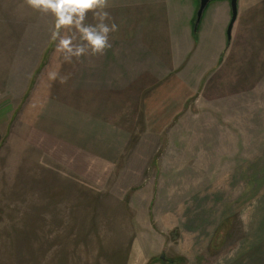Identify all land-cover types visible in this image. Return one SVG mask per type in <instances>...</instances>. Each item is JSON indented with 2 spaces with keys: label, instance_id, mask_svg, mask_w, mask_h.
<instances>
[{
  "label": "crops",
  "instance_id": "crops-1",
  "mask_svg": "<svg viewBox=\"0 0 264 264\" xmlns=\"http://www.w3.org/2000/svg\"><path fill=\"white\" fill-rule=\"evenodd\" d=\"M5 1L11 13L6 40L12 71H3L8 90L0 95V141L11 132L19 106L25 105L23 122L28 149L43 154L48 143L54 142L69 148L72 163L85 169L99 163L109 166L108 170L147 173L158 163L161 167L173 165L175 159L184 163L176 158L180 152L170 157L168 151L172 149L173 153L175 148L178 151V140L186 136L188 143L181 146L191 144V134L176 129L196 113L193 105L204 97L208 89L206 80L211 75L215 76V91L219 84L229 82L228 78L225 81L221 78L218 84L221 73L232 77L231 83L236 84L230 87L231 92L264 94V78L253 84L248 81L239 84L242 80L236 78L264 77V0H238L230 39L229 1H219L214 21L205 19L197 34L194 26L199 0H109L106 10L119 26L117 32L110 34L111 48L102 56L87 54L79 61L73 58L72 63L65 62L63 54L54 50L53 61L44 67L49 46L57 43L51 34L48 39L43 36L49 15L34 11L24 0ZM87 22H93L91 13ZM53 23L51 16L52 28ZM20 26L27 30L16 37L15 28ZM32 28L37 32L31 33ZM41 42L45 45L37 56L38 62L27 71L26 79L19 81L22 90L17 98L15 60L25 59L31 45ZM53 73L57 74L55 80L50 75ZM36 74H39L37 84ZM69 74L67 83L61 84L59 77ZM240 101L233 102L243 103L244 112L240 113L215 106L214 133L218 142L211 145L212 153L207 150L209 147L204 149L202 172L217 175L209 186L218 191L216 202H222L229 189L237 195L231 203L238 209L244 202L248 211L240 213L225 208L215 214L211 250L208 245L204 250L200 247L194 250L191 245L188 255L178 250L181 253L169 258L160 254L152 237L144 239L141 228H136L131 233L136 237L134 242L120 249V253L134 252V258L102 263L264 264V142H260L264 141V130L255 131L258 122L264 128V95H247ZM207 136L205 132L199 139L210 137ZM258 156L261 160L256 159ZM241 166L246 175L240 180ZM239 187L244 189L240 197ZM126 200L124 197L121 202L127 203ZM144 202L151 207L154 199ZM149 208L146 213L139 208L141 211H136L135 218L166 219ZM200 220L199 225L205 227L209 219L204 216Z\"/></svg>",
  "mask_w": 264,
  "mask_h": 264
},
{
  "label": "rangeland",
  "instance_id": "rangeland-1",
  "mask_svg": "<svg viewBox=\"0 0 264 264\" xmlns=\"http://www.w3.org/2000/svg\"><path fill=\"white\" fill-rule=\"evenodd\" d=\"M220 5L221 2L215 0L208 5L198 33L205 19L214 21ZM9 11L6 1L0 0V95H5L8 90L3 71H12V58L7 56L6 40L7 31L11 28ZM50 23L51 15L47 17V26L43 29L46 39L53 30ZM24 29L27 30L22 26L16 27V37L22 36ZM30 30L31 33L37 32L35 28ZM44 45L42 42L32 44L25 59L20 57L15 60V71L20 73L14 76L15 97L22 90L19 81L25 80L27 71L37 64V56ZM54 50L55 42L49 46L42 67L53 61L51 54ZM219 75L218 84L221 78L223 81L228 78L229 82L219 84L215 91V76L211 75L206 80L208 89L204 97L193 105L196 113L176 129L180 133L188 131L192 137L191 144L181 146L183 142L188 143L186 136L178 140V148L184 154L176 148L173 153L172 149L168 151L170 157L180 152L176 158L189 163H178L176 159L173 165L161 167L158 163L147 173L108 170L109 166L99 163L85 169L83 165L72 163L69 148L54 142L48 143L43 154L28 149L23 122L26 109L25 105L19 106L11 132L0 141V264H130L102 261L121 259L126 262L134 258V252L120 253V249L124 244L134 242L136 237L131 233L136 228H141L144 239L152 237L160 254L164 253L169 258L177 256L178 250L188 255L191 245L194 250L198 247L204 250L207 245L210 249L215 214L225 208L240 213L248 211V204L244 202L238 209L231 203L237 195L231 194L229 189L223 201L216 202L218 191L209 186L217 175L202 172L204 149L209 147L207 150L212 153L214 147L211 145L218 142L214 133L215 106L240 113L244 112L243 103L236 105L233 103L235 100L240 101L247 95H264L263 92L253 91L231 92L230 87L236 86L230 81L232 77ZM38 78L39 74H36V84ZM236 78L242 80L239 84L243 81L253 84L264 77ZM263 130L258 122L255 131ZM205 132L210 137L199 139ZM34 135L39 138L36 133ZM261 158L256 157L257 160ZM242 168L238 172L240 180L246 175ZM243 190L238 188V197ZM224 191L227 193L225 188ZM124 197L127 203L121 202ZM150 198L154 199L151 207L144 202ZM139 208L144 213L149 208L166 219H136V211H141ZM204 216L209 219L205 227L199 225L202 222L200 218ZM155 246H152L153 249Z\"/></svg>",
  "mask_w": 264,
  "mask_h": 264
},
{
  "label": "clouds",
  "instance_id": "clouds-1",
  "mask_svg": "<svg viewBox=\"0 0 264 264\" xmlns=\"http://www.w3.org/2000/svg\"><path fill=\"white\" fill-rule=\"evenodd\" d=\"M34 11L53 17L51 39L56 41V52L63 54L65 62L72 63L82 56H102L111 48L110 34L119 26L112 20L109 0H24ZM92 14L91 23L88 21ZM108 21H112L109 23ZM55 80L57 74H50ZM69 75L60 76L61 84L67 83Z\"/></svg>",
  "mask_w": 264,
  "mask_h": 264
},
{
  "label": "water",
  "instance_id": "water-1",
  "mask_svg": "<svg viewBox=\"0 0 264 264\" xmlns=\"http://www.w3.org/2000/svg\"><path fill=\"white\" fill-rule=\"evenodd\" d=\"M213 0H199V9L197 11L196 15V21H195V26H194V32L197 33L198 28L200 26L203 14L208 7V5L212 2ZM216 1V0H215ZM217 1H229L231 3V9H232V19L228 27V38L230 39L231 33L233 26L236 22L237 19V14H238V0H217ZM161 259H166V256L163 254L161 255Z\"/></svg>",
  "mask_w": 264,
  "mask_h": 264
}]
</instances>
